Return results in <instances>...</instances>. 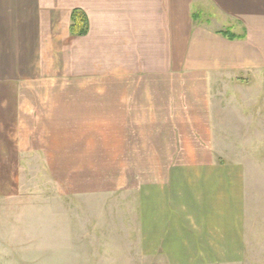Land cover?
I'll return each instance as SVG.
<instances>
[{"label":"crops","instance_id":"0c3cea01","mask_svg":"<svg viewBox=\"0 0 264 264\" xmlns=\"http://www.w3.org/2000/svg\"><path fill=\"white\" fill-rule=\"evenodd\" d=\"M258 114L264 0H0V202L39 165L46 246L241 264L264 161L226 150L258 148Z\"/></svg>","mask_w":264,"mask_h":264},{"label":"rangeland","instance_id":"374dc122","mask_svg":"<svg viewBox=\"0 0 264 264\" xmlns=\"http://www.w3.org/2000/svg\"><path fill=\"white\" fill-rule=\"evenodd\" d=\"M41 31H44L43 27ZM43 34L45 36L40 40L38 38L39 47L54 38V33H50V36L45 32ZM35 71L40 75V68ZM238 84L246 89L254 86L255 90H258L260 87L245 75ZM249 119L248 116L247 121ZM256 119H258V125L264 127V116L261 117L258 114ZM245 151L247 156H257L254 159L257 158L258 162L264 161V141L259 143L258 148L254 150L227 149L226 153L233 155L236 152ZM250 168L258 173H264V164L252 165ZM41 176L40 166H34L31 174H27L22 182L23 188L32 193H28L27 197L21 195L22 197L14 202H0V264H44V262H53V264H142L140 260H137V254L131 253L126 245L100 244L95 246L88 243L76 246L72 250H66L60 245H44L41 219L42 214L48 210V204L41 193L33 192V190L51 189L54 186L52 181L42 180ZM253 183L255 198L252 199V204L255 214L252 225L254 227H250L247 254L241 264H264V176L254 179ZM81 215L82 225H88V215L83 211Z\"/></svg>","mask_w":264,"mask_h":264},{"label":"trees","instance_id":"16d2710c","mask_svg":"<svg viewBox=\"0 0 264 264\" xmlns=\"http://www.w3.org/2000/svg\"><path fill=\"white\" fill-rule=\"evenodd\" d=\"M88 19L82 10L75 9L71 14L70 33L73 37H84L88 34ZM231 38L235 36L231 35Z\"/></svg>","mask_w":264,"mask_h":264}]
</instances>
